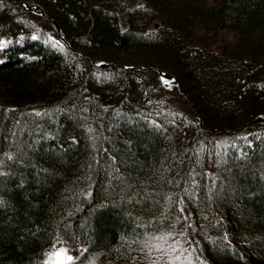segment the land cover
<instances>
[{
	"label": "trees",
	"instance_id": "16d2710c",
	"mask_svg": "<svg viewBox=\"0 0 264 264\" xmlns=\"http://www.w3.org/2000/svg\"><path fill=\"white\" fill-rule=\"evenodd\" d=\"M17 36L0 264H49L59 242L65 264H128L179 226L199 261L264 264V0H0V42Z\"/></svg>",
	"mask_w": 264,
	"mask_h": 264
},
{
	"label": "rangeland",
	"instance_id": "374dc122",
	"mask_svg": "<svg viewBox=\"0 0 264 264\" xmlns=\"http://www.w3.org/2000/svg\"><path fill=\"white\" fill-rule=\"evenodd\" d=\"M23 42L20 36L3 39L0 48L16 46ZM59 44L56 40L55 45ZM182 230L179 226L173 231L151 236L144 241L128 264H206L199 261L187 243L181 240ZM140 256V257H139ZM72 257L70 248L63 242L54 245L48 255L49 264H65ZM140 258V259H139ZM96 258H90L83 264H96Z\"/></svg>",
	"mask_w": 264,
	"mask_h": 264
},
{
	"label": "water",
	"instance_id": "95a60500",
	"mask_svg": "<svg viewBox=\"0 0 264 264\" xmlns=\"http://www.w3.org/2000/svg\"><path fill=\"white\" fill-rule=\"evenodd\" d=\"M21 4L23 5V7L26 10H31V11L39 10L42 12V14H44L42 7L38 4H30L27 1H21ZM55 23H56L58 29L60 30L57 21H55ZM95 64L100 68H107V67H110L112 65V63H109V62L104 61V60H99L98 62H95ZM118 66L123 67L125 69H130V70H133L136 68H140V69L145 68L143 66H134V65H130V66L129 65H118ZM156 70L158 71L159 79H160L162 84L170 85L171 83L176 82L181 87L183 93L185 95H187L185 87L183 86V84L180 82V80L178 79V77L176 75H174V74H172L169 71L164 70V69L156 68ZM263 121H264V115L263 114H259L257 117H255L252 120V122H263ZM200 124H202V121H200Z\"/></svg>",
	"mask_w": 264,
	"mask_h": 264
},
{
	"label": "bare ground",
	"instance_id": "6f19581e",
	"mask_svg": "<svg viewBox=\"0 0 264 264\" xmlns=\"http://www.w3.org/2000/svg\"><path fill=\"white\" fill-rule=\"evenodd\" d=\"M28 2V1H27ZM29 3V2H28ZM30 4H33V3H30ZM39 5V4H38ZM126 15V14H125ZM110 68V67H109ZM135 70V69H134ZM85 192V191H84ZM191 214V213H190ZM187 216V215H186ZM179 224V223H178ZM140 257V256H139ZM140 259V258H139Z\"/></svg>",
	"mask_w": 264,
	"mask_h": 264
}]
</instances>
